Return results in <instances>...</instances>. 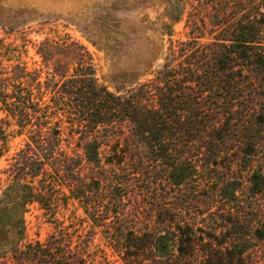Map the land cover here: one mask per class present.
Listing matches in <instances>:
<instances>
[{
	"label": "trees",
	"instance_id": "16d2710c",
	"mask_svg": "<svg viewBox=\"0 0 264 264\" xmlns=\"http://www.w3.org/2000/svg\"><path fill=\"white\" fill-rule=\"evenodd\" d=\"M166 16L164 63L145 81L137 76L112 92L84 47L71 44L77 53L70 74L64 61L71 48L45 43L38 54L69 100L52 112L35 101L33 87L51 85L26 66L14 69L11 92L0 88V112L6 109L17 133L28 132L0 197V264H95L89 255L100 246L97 234L120 264H204V200L216 199L221 186V201L237 202L233 180L241 179L263 193L264 0H170ZM182 22L187 38L174 40ZM205 36L212 39L202 43ZM60 114L74 119L73 152L60 143ZM205 183L216 188L206 193ZM57 186L70 193L63 206H82L92 233L75 251L65 249V238H73L60 228L45 242H26L29 208L54 217ZM228 223L238 231L239 221Z\"/></svg>",
	"mask_w": 264,
	"mask_h": 264
},
{
	"label": "rangeland",
	"instance_id": "374dc122",
	"mask_svg": "<svg viewBox=\"0 0 264 264\" xmlns=\"http://www.w3.org/2000/svg\"><path fill=\"white\" fill-rule=\"evenodd\" d=\"M169 9L170 0H0V88L5 86L11 92L14 69L26 66L29 72L41 71L40 81L51 85L48 90L44 85L40 92L34 86L35 101L43 107L49 106V112L56 109V103L68 101V97L59 96L55 90L59 79L48 74V65L38 54L45 43L71 48L64 61L71 63L70 74L75 71L72 60L77 53L71 44L84 47L92 56L97 79L112 92L117 84H126L137 76H144L141 81H145L164 63L169 47V37L164 35V25L171 24L166 16ZM184 27L185 22L175 26L174 40H186ZM209 39L212 38L205 36L201 42ZM60 54L56 52L55 59H61ZM7 117L3 108L0 121H5L7 142L0 154V197L13 180L14 158L28 140V132L17 133L14 120ZM59 117L63 119L60 143L65 150L73 152L78 140V136L72 135L76 129L74 119L62 114ZM60 119L53 120L52 125ZM262 155L259 160L263 159ZM233 182L237 202L221 201V186L216 188L212 183L201 186L206 193L213 188L218 191L211 196L216 199L204 200L200 209L202 259L204 264L209 260L214 264H264V188L262 194H254L257 190L245 179ZM54 194L60 200L54 217L46 215L39 205L29 208L26 242H45L60 228L73 238H65V249L75 251L80 241H87L92 235L88 225L82 224L86 221L84 210L74 201H69L68 207L63 206L62 201L70 194L68 188L54 187ZM229 220L239 221L238 231L233 230L235 226ZM94 244H100L97 248L93 245L89 255V259L98 258L99 263L95 264H120L105 247L100 234L95 236Z\"/></svg>",
	"mask_w": 264,
	"mask_h": 264
}]
</instances>
